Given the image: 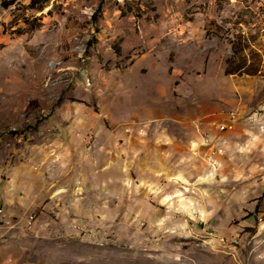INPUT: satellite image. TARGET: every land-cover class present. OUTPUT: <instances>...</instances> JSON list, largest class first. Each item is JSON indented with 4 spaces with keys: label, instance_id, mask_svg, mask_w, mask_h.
<instances>
[{
    "label": "rangeland",
    "instance_id": "374dc122",
    "mask_svg": "<svg viewBox=\"0 0 264 264\" xmlns=\"http://www.w3.org/2000/svg\"><path fill=\"white\" fill-rule=\"evenodd\" d=\"M30 2L0 0V264H264V0Z\"/></svg>",
    "mask_w": 264,
    "mask_h": 264
},
{
    "label": "crops",
    "instance_id": "0c3cea01",
    "mask_svg": "<svg viewBox=\"0 0 264 264\" xmlns=\"http://www.w3.org/2000/svg\"><path fill=\"white\" fill-rule=\"evenodd\" d=\"M130 137H124V139H125V142H127L128 141V139H129ZM168 138H169V140H171L172 138H171V136H168ZM131 160V159H130ZM134 161H133V163H132V165H135L136 167H140V159H133ZM103 161V160H102ZM101 162V161H100ZM130 164H131V161H130ZM111 164H108L106 167H104V168H106V169H104V170H109V169H111L113 166H111ZM143 167V166H142ZM142 167H140V168H142ZM108 177L109 178H111L113 181H111V182H108L107 184H106V186L107 187H105V185L103 184H94V185H92L91 183H88V181L87 182H85V181H83V182H81V183H75L76 185V189L73 191V193L72 194H70V196L69 197H72L73 196V194H76L77 192H79V191H81V189H83L84 188V186L85 187H87L88 185L89 186H91L92 188H94V187H96V186H98V187H100L101 186V188L103 189V190H107V188H108V186L110 185V184H113V186L114 185H117V183L119 182V180L117 179V180H115L114 179V176H111V174H109L108 175ZM138 183H136V186L137 187H140V186H148V185H151L150 183H149V181L148 180H146V179H144V178H141L140 179V175H138ZM118 181V182H117ZM102 183H103V181H102ZM69 188H71V187H68V186H64L63 187V190H69ZM110 190H109V188H108V191L107 192H109ZM88 194L89 193H91V192H87ZM93 193H95L97 196H98V191H94ZM134 196H136L135 194H134ZM59 198H61L60 196H59ZM74 201H77V199H75L74 198ZM75 208V207H74ZM77 209V208H76ZM78 212H82V213H88L89 212V210L88 209H86V208H79L78 209ZM81 228H82V226L78 223L77 225H75V231H81Z\"/></svg>",
    "mask_w": 264,
    "mask_h": 264
},
{
    "label": "trees",
    "instance_id": "16d2710c",
    "mask_svg": "<svg viewBox=\"0 0 264 264\" xmlns=\"http://www.w3.org/2000/svg\"><path fill=\"white\" fill-rule=\"evenodd\" d=\"M49 1H51V0H31V2H30V8H32V9H36V10H43L44 9V7H45V5H46V3H48ZM12 3V2H11ZM10 3V1H5V2H3V5L4 6H8L9 4H11ZM246 67V65H243V64H241V65H239V67H238V69L237 70H235L233 73H238V72H240L242 69H244ZM226 72L227 73H230L229 71H228V69L226 70ZM248 74H254V73H250V72H247Z\"/></svg>",
    "mask_w": 264,
    "mask_h": 264
},
{
    "label": "built area",
    "instance_id": "2783aa9c",
    "mask_svg": "<svg viewBox=\"0 0 264 264\" xmlns=\"http://www.w3.org/2000/svg\"><path fill=\"white\" fill-rule=\"evenodd\" d=\"M226 126H228L227 123L221 124V125H220V128H221L220 130H221V131H224L225 128H226ZM217 164H218V161H217V160H212V159H211L210 162H209V165H211V167H213V168H214Z\"/></svg>",
    "mask_w": 264,
    "mask_h": 264
}]
</instances>
